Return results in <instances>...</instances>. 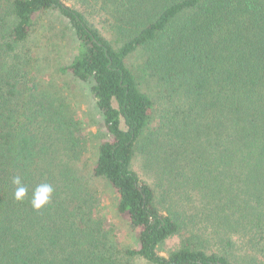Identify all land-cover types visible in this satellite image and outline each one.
Masks as SVG:
<instances>
[{
  "label": "trees",
  "instance_id": "trees-1",
  "mask_svg": "<svg viewBox=\"0 0 264 264\" xmlns=\"http://www.w3.org/2000/svg\"><path fill=\"white\" fill-rule=\"evenodd\" d=\"M75 1L0 0V264H264V0ZM45 13L78 42L59 71L91 85L110 137L92 177L136 248L98 221L81 123L32 81L25 44ZM42 183L54 192L35 210Z\"/></svg>",
  "mask_w": 264,
  "mask_h": 264
},
{
  "label": "rangeland",
  "instance_id": "rangeland-1",
  "mask_svg": "<svg viewBox=\"0 0 264 264\" xmlns=\"http://www.w3.org/2000/svg\"><path fill=\"white\" fill-rule=\"evenodd\" d=\"M71 6L79 8L75 0H64ZM98 28L103 30L99 20H94ZM78 52V42L70 30L66 20L55 13H45L36 20L34 30L25 44V53L30 56L31 65H35L32 77L46 96L67 108L65 113L73 116L81 123L77 131V141L82 148L81 160L78 163L82 175L89 188L93 202L97 208L96 216L103 230L113 236L119 246L137 247V233L132 230L128 221L117 211L118 195L106 181L92 177V169L96 163L98 148L101 143L110 139L104 127L103 116L97 109L91 94V85L62 75L60 67L68 65ZM33 60V62H32ZM141 63L140 56H134L130 64ZM142 159L138 158L134 169L143 180L149 179L142 167ZM150 180V179H149ZM180 239L170 240L166 251L176 250ZM165 255V253H163ZM135 264H148L138 260Z\"/></svg>",
  "mask_w": 264,
  "mask_h": 264
},
{
  "label": "clouds",
  "instance_id": "clouds-1",
  "mask_svg": "<svg viewBox=\"0 0 264 264\" xmlns=\"http://www.w3.org/2000/svg\"><path fill=\"white\" fill-rule=\"evenodd\" d=\"M12 183L16 186L14 190V198L17 201H22L28 192V189L22 183L19 176H15L12 179ZM54 192V188L51 184L42 183L38 185L32 193L30 203L35 210L42 209L46 204L49 203L50 197Z\"/></svg>",
  "mask_w": 264,
  "mask_h": 264
}]
</instances>
